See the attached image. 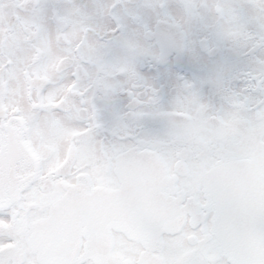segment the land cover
<instances>
[{
  "label": "snow or ice",
  "instance_id": "snow-or-ice-1",
  "mask_svg": "<svg viewBox=\"0 0 264 264\" xmlns=\"http://www.w3.org/2000/svg\"><path fill=\"white\" fill-rule=\"evenodd\" d=\"M23 2L35 36L83 20L93 41L62 75L64 167L18 165L14 185L0 169V264H264V0ZM148 153L174 165L164 195L134 167ZM247 156L256 187L222 195L213 174Z\"/></svg>",
  "mask_w": 264,
  "mask_h": 264
},
{
  "label": "flooded vegetation",
  "instance_id": "flooded-vegetation-1",
  "mask_svg": "<svg viewBox=\"0 0 264 264\" xmlns=\"http://www.w3.org/2000/svg\"><path fill=\"white\" fill-rule=\"evenodd\" d=\"M25 15L23 0H0V20L3 21L0 25V42L7 50L3 60H0V137H3L6 145L4 153L0 155V169L5 171V178L11 185L16 182L18 165L29 169L44 163L38 131L43 133L47 142L54 144L60 129L68 126L62 120L61 113L68 107L66 102L70 81L62 82V75L74 60L72 50L81 44L86 32L89 39L93 27L89 24L83 25L84 21L79 23L81 20H70L60 32H57L55 27H50L43 35L37 37L27 23H18V18L22 20ZM95 28L97 31L103 30L102 25H95ZM75 32L79 33L78 37ZM23 94L27 105L21 102ZM198 119V113L189 108L178 113L174 123L179 126L186 121ZM56 121L54 131L53 128L49 131L42 126L53 125ZM68 129L63 150L58 151L50 167L53 172L64 167L73 147L72 141L76 131L71 127ZM22 130L27 134L22 135ZM235 150L247 153L250 147L238 145ZM93 162L102 166V156L96 154ZM134 167L140 172L148 173V179L158 194L166 193L173 164H166L155 153H148L138 157ZM213 178L223 186L222 195L248 194L258 182L256 163L251 156H247L243 160L235 161L230 170L215 172ZM140 179L143 182L145 177L141 176ZM29 207L35 206L30 203ZM30 236L38 246H47L48 241L41 225L33 226Z\"/></svg>",
  "mask_w": 264,
  "mask_h": 264
},
{
  "label": "rangeland",
  "instance_id": "rangeland-1",
  "mask_svg": "<svg viewBox=\"0 0 264 264\" xmlns=\"http://www.w3.org/2000/svg\"><path fill=\"white\" fill-rule=\"evenodd\" d=\"M75 21H78V20H75ZM82 21L83 20H81V22H79V23H82ZM84 24H86V23L84 22L83 25ZM78 32H75L76 37H78V35H79ZM74 39H77V38L74 37ZM89 41H91V42L93 41L92 35L89 36L88 42ZM21 102L23 105H27V102H25V99H24V94L21 96ZM42 126L44 127V129L49 130V131H51V129L53 128V131H54V130H56L57 121L53 122V125L42 124ZM68 127L69 126H66L63 129H60V132L55 136L56 141L54 144H50L49 142H47L43 138V136H44L43 133L38 131V134H37L38 135V142H39L42 154L44 155V158H45L44 163H46L49 167H51L52 163L55 161V159H56L55 157H56L58 151L60 149H61L60 151L63 150V147H64L65 142H66L67 132L69 130ZM56 147H58V148L56 149Z\"/></svg>",
  "mask_w": 264,
  "mask_h": 264
}]
</instances>
